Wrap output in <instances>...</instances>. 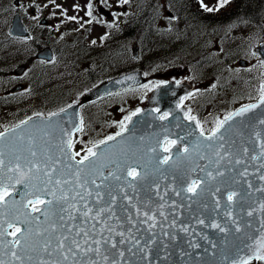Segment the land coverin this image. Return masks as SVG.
I'll return each mask as SVG.
<instances>
[{
	"label": "snow or ice",
	"instance_id": "6c2138e0",
	"mask_svg": "<svg viewBox=\"0 0 264 264\" xmlns=\"http://www.w3.org/2000/svg\"><path fill=\"white\" fill-rule=\"evenodd\" d=\"M55 3V0H52ZM121 4H128L130 0H120ZM201 6L208 12L219 11L230 0H218V7H209L204 3V0H200ZM60 7V5H56ZM79 8V5H76ZM87 16L93 17V4L91 2L87 5ZM113 15H117L113 13ZM69 19L75 20L76 17H69ZM92 21L89 20L88 23ZM114 26V25H110ZM102 39H107V36L102 37ZM93 43H96L93 41ZM261 66H264V61H261ZM261 99L259 104H249L240 108L238 111L230 113L225 116L222 120H217L216 126L211 130L210 134L205 136L203 128L201 127L200 136L203 137L204 141L210 143H205L203 146L207 149H215V174L213 171H207L206 175L210 180H216L217 177H223L225 171L236 173L233 177V183L235 184H246L248 189H253L252 181L247 179L248 173V162L249 159L252 161H258V166L252 175L260 181H264V129L259 131H254L253 136L254 141L250 140L249 143H255L259 151L254 152L249 156L250 149L247 146L241 145L239 151L240 155H234L232 151L226 150L225 142L226 136L225 132L231 128L233 125L230 123L236 117H243L245 113L264 105V85L261 86ZM64 111V109H61ZM137 109L136 112L132 113V116L140 112ZM190 111V110H189ZM42 115V114H37ZM52 116L57 115V113H52ZM132 116H128L125 119L131 122ZM167 113H164L160 119H166ZM189 119H195L194 117H189ZM27 121H21L19 125L11 129V132L15 134L16 143H13L9 147V151L6 152L4 149V142L8 139V134L0 132V264H131L130 261L125 260V251L121 245H129L127 251L131 253L132 256H136L137 252L133 249H138L140 252L144 253L143 259H147L150 254V250L146 251L148 244L155 243V240H149L148 244L141 245L140 239H137L136 235L133 233L132 228L127 229V235L125 231L117 230V228H122L124 221L116 213V202L117 195L112 194V186L107 183L109 181H120V173L122 167L126 168L127 177H132L131 181H127V187L134 188L135 185L133 181L137 178L144 179L149 173L145 170L144 176L132 166V162L128 159H121L118 155L104 156L102 152L93 151L92 148L87 150V153L83 155L79 160L75 157L79 153L72 152L69 155V159L74 160L75 165L72 164L64 165L62 168H57L56 165L60 164L59 158L53 159L52 155L49 153V149L46 147L51 143L50 140H45L43 136L38 138L33 134H28L25 136L22 126L26 125ZM83 120L81 119V125ZM197 126H200V122L196 121ZM259 124L264 125V118L259 120ZM20 128L21 131L17 133V129ZM122 131L126 130V126L121 124ZM82 131V127L77 129ZM45 135H50L45 133ZM117 136L120 133L116 134ZM239 135L243 136V132ZM115 136H108L106 140H101L99 144L94 145L95 148H99L101 144H107L108 141L115 140ZM183 139V138H181ZM218 142V143H217ZM61 144L66 143L67 147L70 149L72 147V141L67 142L61 140ZM175 145L176 141L170 142ZM201 141L199 138L193 143V150L199 149L201 147ZM231 145H235V139L230 141ZM167 150V149H166ZM61 152H65V149L61 147L59 149ZM150 151L155 152V148L150 149ZM189 151L187 145L183 147V152L187 153ZM180 150L177 149L179 154ZM223 153V154H222ZM201 159H206V154H200ZM227 157H233L232 159H227V164L231 167H227L221 170V164L226 160ZM179 158V155H178ZM7 160V163H6ZM171 160V157H164L162 161H157V163L167 164ZM208 163L212 164L213 160L208 159ZM244 165L243 169L237 172L236 166ZM208 165H204L201 171L206 170ZM72 169L70 172H66L64 169ZM106 169H110L105 173ZM159 169H157L158 171ZM8 173H14L16 175V183L24 184L25 188L32 184L35 180L36 183L32 184L35 188L34 192H27L25 195L34 196L35 199L27 200L23 205L25 209L32 206L31 211H25L23 213L25 219L21 220L19 214L11 213L7 210L6 195L10 196L11 193L8 192L7 186L4 183L5 177L11 180L13 176H8ZM242 179H237L236 177ZM125 177V180L127 179ZM24 178V179H21ZM25 179L28 183H25ZM164 179H167L165 176ZM177 177L173 176V180ZM99 181V182H98ZM201 182L203 181L201 178ZM200 182L197 180L191 181V186L182 188L181 191H186L193 193V195H199L197 188H199ZM120 192L123 194L124 199L128 201V205L134 209L129 211L128 206L124 207L126 213L125 219L127 223L136 227V223L139 217L143 215L146 219L142 223H148L149 220L155 221L156 215L153 213L149 215V212H141V209L136 203H133V197L130 196L123 185H117ZM156 194L160 197V200H164V196L167 195V186L164 189V194H160V184H155ZM212 197H215L213 211L221 207V198L226 196V202L228 207L223 212L226 217H231V219L225 224L221 225L216 222L215 218L211 223L205 224L204 219H199L198 223L204 225L206 228L218 229L221 233H228L233 231L234 226L235 232H241L240 220L243 217L233 216V211L237 204L241 205L240 211L244 212L248 217H252L254 213L259 212L262 215L259 217L260 227L256 229L258 237L253 239V244L247 245L251 251L255 254V259L264 261V199L260 200L259 207L255 208L251 205L248 208H244V203H246V197L251 196V192L241 193L238 190H227L221 192V188L216 186L214 189H207ZM59 191L60 195L57 197L56 193ZM105 191L111 196V200L104 203ZM177 196L180 195V191H176L175 188L172 189ZM203 191V189L201 190ZM256 192L264 193V184L256 187L254 189ZM220 193V196H217ZM42 197H52V199H42ZM25 196H21V200H24ZM191 199V197H188ZM54 201L59 205L58 211L51 212V216H55L56 219H50V210L55 207ZM95 201V203L93 202ZM62 202V203H61ZM18 203L13 201V204ZM167 203V202H165ZM175 204V201L172 202ZM36 204L46 205L44 209L36 208ZM207 207V204L204 205ZM164 204H160L159 208H163ZM191 207V205H189ZM34 212H40L44 217L43 220L40 216H34ZM160 216H164V212L160 211ZM135 217V219H134ZM167 219V217H165ZM79 220V223L77 221ZM115 220L116 224H110L109 221ZM33 221L36 222L33 226ZM176 221L172 220L170 226L175 225ZM17 224L25 225V227H18ZM47 225V227L41 228V225ZM155 223L149 225V231L151 228L155 227ZM245 227H251L250 222H245ZM183 231L187 232V227L181 225ZM9 229H14L9 231ZM139 231V229H137ZM154 237L155 233H151ZM167 235V233H164ZM119 236L121 239L116 240ZM7 237H12L9 240ZM205 240H209V237L205 235L203 237ZM212 247H217L214 241L209 240ZM108 247H105V246ZM194 248L200 247L199 244L193 245ZM115 250V251H113ZM187 254V253H186ZM190 255V254H187ZM8 256L9 259L5 260L2 257ZM225 259H228L225 257ZM251 257L242 260H233L231 264H250ZM148 264H152L148 260Z\"/></svg>",
	"mask_w": 264,
	"mask_h": 264
},
{
	"label": "water",
	"instance_id": "95a60500",
	"mask_svg": "<svg viewBox=\"0 0 264 264\" xmlns=\"http://www.w3.org/2000/svg\"><path fill=\"white\" fill-rule=\"evenodd\" d=\"M9 32L17 36L27 34L26 28L22 24L19 14H15L12 17ZM255 52L261 61H264V41L260 42L255 47ZM46 57L48 58L50 56ZM118 79L119 81L113 85V88L118 90L125 88L127 84L138 85L143 81L142 76L138 71L123 75L116 80ZM167 85L168 84H164L157 89L159 90L157 92L158 96L165 98V95H167L169 91L164 88ZM262 85H264V82ZM181 92H183V90H181ZM260 99L261 97L250 104H259ZM174 100L175 98L171 101L164 100L163 103L159 105V110H172L173 107L175 108V104L173 105ZM244 106L239 107L234 112ZM151 112V110H147L145 112L148 113L146 116H144L145 113L141 116L140 114L133 116L128 126V133H121L119 136L116 135L115 140L108 141L107 144H101L99 145V148H97V151L102 152L104 156L118 155L121 159L130 160L132 166L141 173V176H144L145 170L149 173L147 176H144V179L137 178L133 181L135 187L130 188L127 187V181H131L132 177H127L126 168L122 167L120 173H118L121 175V180L107 182L112 186V194L117 195L118 197L115 209L116 213L121 217V220L124 221L123 227H118L117 230L125 231V234L127 235V229L131 227L137 239H140L142 246L148 244L149 240H155V243L148 244L146 251L150 250V254L147 259H143L144 253L140 252L138 249H133V251L137 252V255L132 256L131 253L127 251L129 245H121L125 251V260L130 261L131 264H148V260H150L152 264H231L233 260H242L248 257H251L250 262L257 260L255 259V254L249 247H247V245L253 244V239H249V237H258L256 229L260 227L259 217L262 215L261 213L256 212L252 217H248L244 212L240 211L241 205L237 204L233 211V216L238 218L243 217V219L240 220L242 230L239 233L235 232L234 226L230 224L228 226L232 227L233 231L221 233L218 229L206 228L204 225L199 224L198 220L204 219L205 224H208L213 221V218H215L216 222L223 226L231 219V217L223 215V212L228 207L226 196L221 198V207L213 211V208L215 207L213 203L215 197H212L207 189H214L216 186L221 188V192H224L225 189L238 190L242 194L251 192V196L246 197L244 208H248L249 205L258 208L260 200L264 199V193L256 192L254 189L261 184H264V181L258 180L255 175H252V173L255 172L259 162L250 159L248 162L249 175L247 176V179L252 181L253 189H248L247 185L243 183H233V177L236 176V173L229 171H225L223 177H217L216 180H210L206 173L207 171H213L215 174V149H207L203 146L205 143L210 142L204 141L203 137L196 132L191 136L187 134L184 136L181 135V129L176 124L177 120L174 118L160 119L158 112ZM56 113L57 115H50L48 117H43L41 115L32 116L25 120L27 121V124L23 125L22 129L25 136L28 134L35 135L38 138L39 143H43V141L39 140V137L41 136H43L45 140L51 141L46 147L49 149V153L54 160L57 158L60 159L61 163L56 165L59 169L64 165H75L74 160L69 159L70 153L74 151L72 148L69 149L66 143L61 144L60 142L61 140L65 142L68 140L72 141L74 133L79 127V103H73L65 108L64 111L60 110ZM261 118H264V105H260V107L245 113L243 117L234 118V120L230 122L233 126L225 132L226 150L232 151L234 155H240L241 153L239 149L241 145H244L250 149L249 156L254 152H258L259 149L256 144L249 143V141H254V131L264 129V125L259 124ZM185 125L186 124H183L182 129H186ZM188 127L189 129L191 128L192 131H195L192 126L189 125ZM13 128L14 127L3 131V133L8 134V139L3 145L6 152L9 151L11 144L16 143L15 134L11 132V129ZM20 131L21 129L18 128L17 133ZM240 132H243V136L239 135ZM45 133H49L50 135H45ZM176 135L181 138H187L188 140L186 141L184 138L183 141L179 140L180 142L189 141L187 147L188 149H191L187 153H184L183 149L180 147H174L168 151L171 160H169L167 164L157 163V161L163 160L164 154L166 153V151L162 149L165 139L174 138ZM197 138L202 142L201 147L193 150V143ZM232 139H235V145L230 144ZM61 147L65 149V152L59 151ZM152 148H155V152L150 151ZM177 149L180 150L179 154L177 153ZM198 153L206 154L207 158L201 159ZM232 158L233 157H227L226 160L222 162L221 170L231 167V165L227 164V159ZM208 159H212L213 163L209 164ZM206 164L208 165L207 169L201 171ZM243 167L244 165L236 166L237 172L241 171ZM157 169L159 170L157 171ZM64 170L66 172L72 171V169L67 168ZM261 171L264 172V169H261ZM105 173H107L106 170ZM7 175L13 176V179L11 180L7 179V177H5L4 180L7 189L9 190L10 188L9 193H11L10 196L6 195L7 210L11 213L19 214L20 219L23 220L25 219L23 213L32 210V206L25 209L23 205L27 200L35 199L34 196H27L25 193L35 191L32 184H35L36 181L33 180L32 184H29V186L25 188L24 184L16 183V175L14 173H8ZM165 176L167 179H164ZM173 176L177 177V179L173 180ZM125 177H127L126 180ZM201 178L207 183L201 182ZM236 178L242 179L238 176ZM192 180L200 182V186L197 188V192L200 193L198 196L193 195V193L190 192L181 191L182 188L186 189L191 186ZM25 183H28L26 179ZM156 183L160 184L161 195L164 194L165 187L167 186L168 188L164 200H160V197L156 194ZM117 185H123L125 187L127 193L133 197V203L137 204L142 213L144 211L149 212V215L155 213V221L149 220L148 223H142L146 218L141 215L136 223V227L127 223L124 207L128 206L129 211L133 212L134 209L128 205V201L124 199V196ZM173 188H175L176 191H180L179 196L172 191ZM202 189L203 191H201ZM22 195L25 196L24 200H21ZM56 195L57 197L60 195L59 191H57ZM217 196H220V193H217ZM188 197H191V199H188ZM42 199H52V197H42ZM110 200L111 196L105 191L103 202L106 203ZM13 201L18 203L13 204ZM173 201H175V204L172 203ZM93 202L95 203V201ZM160 204H164L162 209L159 208ZM205 204H207V207L204 206ZM54 205L56 206L50 210V219L52 220L56 219V217L51 216V212H56L59 208V205L56 204L55 201ZM189 205H191V207H189ZM45 207L46 205L40 204L39 209H44ZM160 211L164 212V216H160ZM33 215L40 216L41 220L44 219L40 212H34ZM165 217H167V219H165ZM172 220H175L176 223L175 225L170 226ZM245 222H250L251 227H245ZM77 223H79V220ZM109 223L114 225L116 224V221L112 220L109 221ZM152 223H155L156 226L149 231V225ZM35 224L36 222L33 221V226H35ZM182 224L184 227H187V232L182 230ZM17 226L25 227V225L21 224H17ZM43 227H47V225H41V228ZM137 229H139V231H137ZM151 233H155V236L153 237ZM164 233H167V235H164ZM205 235L209 237V240L214 241L217 244V247L213 248L211 243H209V240L203 239ZM7 239L11 240L13 238L7 237ZM120 239L119 236L116 237L117 241ZM195 244H199L200 247L194 248L193 245ZM105 247L108 246L106 245ZM186 253L190 255H187ZM225 257L228 259H225ZM2 258L5 260L9 259L8 256H3Z\"/></svg>",
	"mask_w": 264,
	"mask_h": 264
},
{
	"label": "rangeland",
	"instance_id": "374dc122",
	"mask_svg": "<svg viewBox=\"0 0 264 264\" xmlns=\"http://www.w3.org/2000/svg\"><path fill=\"white\" fill-rule=\"evenodd\" d=\"M105 1L110 6L102 1L100 3L107 8L112 9L113 6H118L120 19L127 18L126 13L129 10L136 11V18H140L143 14L144 18H141L142 21L140 19V27L132 37L121 36L124 31L131 32L129 25L122 30L113 28L110 36L105 39L106 44L101 45L104 28L92 29L86 21V3L91 2L98 10L100 5L96 3V0H55V3H52V0H24L20 3H15V0H0V7L3 6L0 25L6 28L12 15L17 12L21 13L25 20H29L30 7L33 5L37 9V14L35 18L32 17V20L38 24L41 18L48 19L49 29L53 31L51 40L55 33L59 35L55 46L61 54L57 60L58 64L53 67L49 76H42L34 81L28 80V73L24 76L14 75L13 69L22 64H28L29 68L31 64L37 62L30 63L34 54V50L30 48L35 41H21L19 55L17 50L11 58L0 57V69L4 68L5 71L0 93L5 91L6 100L9 101L5 105L0 103V132L9 124L25 120L24 117L14 120V117L22 112L24 105H28L32 113L48 115L55 112L58 107L47 108L43 106L44 100L56 101L63 96L64 101L59 103V106H63L86 91L90 84L69 80L68 69L74 66V62L67 55L73 54L75 58L80 56L89 62L96 51L120 49L118 57L112 62L118 72L124 67H136L138 59L132 55L134 45L138 48V56L141 55L140 60L149 66L147 77L152 76L150 79L152 84L163 80L172 68H184L188 74V81L194 85V89L205 91L206 101L202 105L215 106L219 120L237 107L248 104L261 95L264 73L258 57L254 54V47L264 39V22L258 24L245 19L233 20L228 24L224 22L220 25L221 28L218 25L213 26L218 28L213 31V27H207L206 24H199V22L195 24L194 16L199 15L195 9L199 8L207 18L210 16L208 13L218 15L224 12L223 10L228 13L233 4L228 6L229 3H227L219 11L208 12L201 6L200 0H130L128 4H121L120 0ZM204 3L209 7H218V0H204ZM76 5H79V8ZM169 10L175 15L179 11L181 17L172 22L166 14ZM73 16L76 17L75 20L69 19ZM37 24L36 28L39 29ZM110 25H112L111 22L108 23V26ZM228 33H230L229 40L222 44L221 37ZM75 39L80 41L75 43ZM182 47H185L188 52L183 62L180 60ZM25 48H29V52L22 55V49ZM175 59L177 62L174 61ZM241 59L246 62L245 66L239 64ZM97 64L88 65V67L95 68ZM20 82L24 83L23 90L13 91L12 87ZM33 87L35 90L32 89ZM136 95V92H132L130 95L114 99L97 111H103V117L113 121L114 107L120 106L119 112L135 108ZM94 122H103L99 114L94 117ZM216 122L207 124L206 128L215 127ZM250 264H264V262L252 261Z\"/></svg>",
	"mask_w": 264,
	"mask_h": 264
},
{
	"label": "flooded vegetation",
	"instance_id": "af4514ba",
	"mask_svg": "<svg viewBox=\"0 0 264 264\" xmlns=\"http://www.w3.org/2000/svg\"><path fill=\"white\" fill-rule=\"evenodd\" d=\"M22 1L24 0H15V3H20ZM100 1H102L104 4L109 5L105 0H96V3H99L100 5L101 4ZM86 5H88V3H86ZM2 7L3 6H1L0 8ZM184 7L188 8L186 6ZM113 9L115 12L106 10L100 5V8L96 10V6L93 5L92 11H93V17H95V19L86 15V21L87 22L89 20L92 21L91 23H89L92 29L104 28L103 25L109 22L113 24L124 23V17L120 19L118 16L119 15L118 6H113ZM195 10L200 15V16L199 15L194 16L195 24L199 22V24H203V25L208 24V26L211 27L215 24L216 18H211L210 16L205 18L203 12L200 11L199 8ZM87 11L88 10H86V12ZM113 13H116L117 15H113ZM36 14H37V9L35 6L32 5L30 7L29 20H25L22 16L27 29V34H25V36L21 39L35 41L34 43L36 44L35 58H37L38 55L40 56V54L46 56L51 55V56L48 58H44L43 56H40L38 61L31 64L29 68H28V64H23L21 68V72L24 70V68H26V70L22 73V76L28 73L29 81H34L36 79L41 78L42 76H49L48 74L53 70V67H55L58 64L57 60L61 55L59 54V49L55 46V42L58 41L59 35L55 33L54 38L51 40L52 38L51 33H53V31L49 29L50 22L48 21L47 18L43 17L38 21L37 24L32 20V17L35 18ZM167 14H168V18L172 22L177 21L181 17L179 11L175 15L174 12L169 10L167 11ZM36 24L38 25L39 29L36 28ZM12 37H17V36H12ZM132 49H133V54L136 55V46H134ZM26 51L29 52V49L26 48ZM119 53H120V49L115 51L112 50L111 52H107V51H102L100 53L94 52L93 54L94 58L100 56V60L95 62H91V61L86 62L80 56L79 58H75L73 54L67 55L71 57L72 62H74L73 63L74 66L68 69L70 72L69 80L75 83H81L88 80L103 81L105 79L123 74L135 68L140 69L142 67L143 62L140 60V58H138L139 56H137L138 60L136 62V67L135 66L124 67L122 70L117 72L114 65H112V62L114 58L118 57ZM180 53H181L180 60L183 62L184 60H186V56H188V52L185 47H182L180 49ZM56 56H58V58ZM174 61L177 62L176 59ZM95 64H97L95 68L88 67V65L94 66ZM164 79H165L164 82L171 81L175 83H180L183 81H188V74L184 68L174 67L170 70V72L167 75L164 76ZM193 87L194 86L192 85V89L190 88L189 91L178 102V107L177 109L174 110L175 111L174 119L177 120L176 122H180L183 126V124H188L187 122L193 120V119H189V117H194L195 119L193 120V124L195 126L197 125L196 121L200 122V126L198 127V130L201 132V127H202L204 133H210L211 130L214 129V127L208 129L206 128V125L213 124L217 120H219L217 108L215 106H210L209 104H207L206 106L202 105L204 104V101H206V99H204L205 91L195 90L193 89ZM13 91H17V90H13ZM113 95L106 96L94 102H90L86 100L82 103V105H80V118L83 120V124L82 125L80 124V128L82 127V131L78 130L76 132L72 144L76 153H79V155L77 156L78 159H80L83 155H85L89 148H92L93 151H97L94 145L99 144L101 140H106L108 136H114L117 133L122 132L121 124L127 126L129 122L125 118L128 116H132V113L136 112V110L138 109L140 104L139 93H137L136 95V110L132 112L129 111L118 112V110H116V112H113L114 120L109 121L108 117H103L104 112L103 111L99 112L97 111V109H101L106 103H109ZM178 95H179L178 92L174 93L173 91H171L169 96L172 97ZM51 102L52 100H44L42 103L43 106H48ZM153 107L155 109L157 108L155 106ZM115 109H118V106H116ZM164 113L165 112H162L160 116H162ZM166 113L168 114L167 118H172V116L169 117L171 115L170 111ZM98 114L100 115V118L103 120V122H94V117ZM176 124L179 126L178 123ZM171 141L173 140H167L164 146L166 148L169 147L171 145L170 143ZM178 144L181 145V142H178ZM106 171L108 170L106 169Z\"/></svg>",
	"mask_w": 264,
	"mask_h": 264
},
{
	"label": "trees",
	"instance_id": "16d2710c",
	"mask_svg": "<svg viewBox=\"0 0 264 264\" xmlns=\"http://www.w3.org/2000/svg\"><path fill=\"white\" fill-rule=\"evenodd\" d=\"M233 4V7L229 9L228 13L224 12L218 14V16L222 19H245L251 23L262 24L264 22V0H230L228 6ZM232 6V5H231ZM1 30L0 33H5L3 29L4 26L0 25ZM139 29L136 24V30ZM134 33H126L125 36H132ZM264 34V31H263ZM263 40V39H262ZM0 44H3L4 50L1 52L2 57H12V51L8 48H12L7 42L0 41ZM260 63V62H259ZM30 114L29 109H24L21 113L17 114L18 117L25 116Z\"/></svg>",
	"mask_w": 264,
	"mask_h": 264
},
{
	"label": "bare ground",
	"instance_id": "6f19581e",
	"mask_svg": "<svg viewBox=\"0 0 264 264\" xmlns=\"http://www.w3.org/2000/svg\"><path fill=\"white\" fill-rule=\"evenodd\" d=\"M40 56H43V57H46V55H43V54H40ZM119 81V79L118 80H112V81H109V82H107V83H105V84H103V85H101L100 87H98V89H95V90H93L92 92H90L89 94H88V96H87V98H89L90 96H92V95H95L96 93H99V92H102L103 90H106V89H108V88H112L113 87V85L114 84H116L117 82ZM181 86V87H180ZM180 86H174V85H172V84H168L167 86H165L164 88L165 89H168L169 91H173L174 93H177L179 90H181V89H183V85H180ZM163 89V88H162ZM159 90H156L155 92H154V94H153V97L155 96V95H157V92H158ZM175 96H172V99L174 98ZM150 103H153V100H150ZM145 111V110H144ZM170 111V113H171V115L169 116V117H171L172 115H173V111L172 110H169ZM143 113H145V112H143ZM151 113H153V112H151ZM148 114V113H147ZM147 114H145L144 116H146ZM176 123H178L179 124V126H180V129H181V135H185V134H187V135H194V132L195 131H192L191 130V128L189 129V123H191V121H189V122H187L188 124H186V129H182L183 127H182V124L180 123V122H176ZM185 123H186V121H185ZM190 130V131H189ZM184 138V140L186 141V140H188L187 138H185V137H183ZM191 138V137H190ZM174 139L176 140V144L175 145H173L172 146V148H170L169 150H171V149H173L176 145H177V143H178V141H180V140H182L183 141V139H181V137H179L178 135H176L175 137H174ZM180 139V140H179ZM188 143H189V141H187V142H181V144L183 145V146H185V145H187L188 146ZM97 149V148H96ZM191 149V148H190ZM189 149V150H190ZM169 154V153H168ZM170 155V154H169ZM9 192H10V188H9Z\"/></svg>",
	"mask_w": 264,
	"mask_h": 264
}]
</instances>
